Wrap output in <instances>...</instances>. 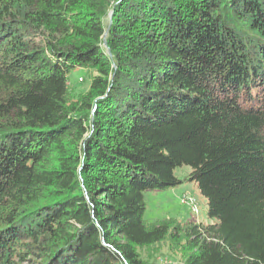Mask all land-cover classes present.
Instances as JSON below:
<instances>
[{
    "label": "trees",
    "instance_id": "1",
    "mask_svg": "<svg viewBox=\"0 0 264 264\" xmlns=\"http://www.w3.org/2000/svg\"><path fill=\"white\" fill-rule=\"evenodd\" d=\"M184 165L215 222L147 223ZM167 239L264 264V0H0V264H160Z\"/></svg>",
    "mask_w": 264,
    "mask_h": 264
},
{
    "label": "rangeland",
    "instance_id": "2",
    "mask_svg": "<svg viewBox=\"0 0 264 264\" xmlns=\"http://www.w3.org/2000/svg\"><path fill=\"white\" fill-rule=\"evenodd\" d=\"M114 13L113 9H108L107 17L110 25L112 22L116 21ZM94 74L95 71L83 68L71 70L69 89L71 90L72 100H77L81 94L89 90L91 79ZM80 77H82L83 80H80ZM191 171L192 169L185 165L177 167L174 171L175 175L182 181L178 186L163 190L146 191V211L144 220L147 223L170 218L180 222L192 221L194 224H209L215 222L207 216L208 204L206 198L200 193L195 182L187 180ZM184 195L190 196L198 203V212L193 210V205L191 203L182 201ZM179 248V246H172L170 240L167 239L164 243L156 245L152 247V249L144 250L143 256L146 257L149 255L150 257H157L158 260H160V264H183V260L180 258L181 252ZM163 254L164 256H162Z\"/></svg>",
    "mask_w": 264,
    "mask_h": 264
},
{
    "label": "built area",
    "instance_id": "3",
    "mask_svg": "<svg viewBox=\"0 0 264 264\" xmlns=\"http://www.w3.org/2000/svg\"><path fill=\"white\" fill-rule=\"evenodd\" d=\"M182 201L186 203H191L193 205V210L198 212V203H196L193 198L188 195H184Z\"/></svg>",
    "mask_w": 264,
    "mask_h": 264
},
{
    "label": "water",
    "instance_id": "4",
    "mask_svg": "<svg viewBox=\"0 0 264 264\" xmlns=\"http://www.w3.org/2000/svg\"><path fill=\"white\" fill-rule=\"evenodd\" d=\"M104 44H105V45L107 44L106 41H104Z\"/></svg>",
    "mask_w": 264,
    "mask_h": 264
}]
</instances>
